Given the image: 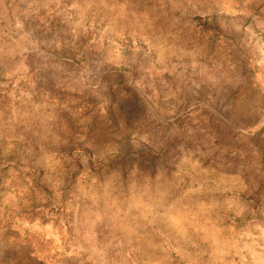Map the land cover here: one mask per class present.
I'll list each match as a JSON object with an SVG mask.
<instances>
[{
    "label": "rangeland",
    "instance_id": "374dc122",
    "mask_svg": "<svg viewBox=\"0 0 264 264\" xmlns=\"http://www.w3.org/2000/svg\"><path fill=\"white\" fill-rule=\"evenodd\" d=\"M68 12L1 32L23 44L0 45V264H264V0ZM254 112L237 157L227 123Z\"/></svg>",
    "mask_w": 264,
    "mask_h": 264
},
{
    "label": "crops",
    "instance_id": "0c3cea01",
    "mask_svg": "<svg viewBox=\"0 0 264 264\" xmlns=\"http://www.w3.org/2000/svg\"><path fill=\"white\" fill-rule=\"evenodd\" d=\"M65 1L66 0H64L63 2H59V4H55V0H49V2H47L45 6L37 8H33L26 4L30 2V0H19V4H16V0L13 4H6L7 1L4 2V4H0V45L21 46L23 44V39L21 38L22 32L20 34L14 33L13 35H11L10 31L8 30L9 35L7 36V38H5V36L1 34L2 30L3 33H5V29L10 28V26H12L11 28H17V25H20L22 29H25L28 27V25L30 27H33L35 25V27L37 28L41 27V23H50L49 28L52 30L72 28L75 23V20L73 19L74 14L68 12L67 15L65 13L61 14V12H67L68 8H71L73 3L78 0H70L68 3H66ZM6 17L10 18L9 23L11 24L6 23ZM35 41L36 40L33 39V37L30 38V42L32 44L37 42ZM13 49H17V54L21 55L20 49ZM1 53L2 52H0V54ZM195 58L196 60H199L197 56ZM256 88L259 94H264V74L260 75L259 85H256ZM241 119L243 124L250 126V128L248 129L249 131L246 132V128L243 127L245 129L244 131H237V133H235L233 132L231 125V123H235L233 121H229L227 125H229V129L231 128L232 131V135L227 142L231 146L229 150L233 151L237 157H245L249 154L255 156L256 151H260L262 149V135L258 134L262 125L261 114L257 113L256 117V113L254 112L253 116H247ZM78 256L79 259L77 261L81 264H89L94 261L90 260L89 254H87L86 251L79 252ZM125 259L126 262L129 261L131 262V264H135L134 260L129 255H127V258L125 257ZM102 262L103 264H118L111 259H106Z\"/></svg>",
    "mask_w": 264,
    "mask_h": 264
}]
</instances>
